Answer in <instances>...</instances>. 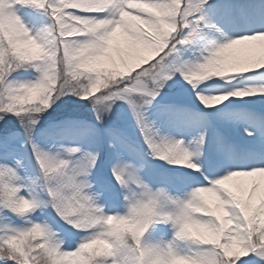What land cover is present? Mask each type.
I'll list each match as a JSON object with an SVG mask.
<instances>
[{
  "label": "snow or ice",
  "instance_id": "1",
  "mask_svg": "<svg viewBox=\"0 0 264 264\" xmlns=\"http://www.w3.org/2000/svg\"><path fill=\"white\" fill-rule=\"evenodd\" d=\"M10 3L12 4L10 12L0 16V120H4L6 116H15L20 121L24 144L30 147L32 158L44 181V185L40 184L39 188L46 185L51 187L48 185L49 178L55 180L67 174L69 185L76 187L79 192L80 186L74 184L72 175L68 173L78 172L83 175L92 173L100 159V152L98 149L84 150L78 146H69L62 147L57 154L53 155L41 150L34 143L33 135L36 126L40 122V117L48 109L42 106L21 107L18 101L20 91L30 89L34 85L32 82L14 83L9 80V77L13 72L28 67L40 70L41 62L26 60L16 55L15 34L11 27L13 24L23 30L29 44L55 52L60 62L67 60L70 64L72 57L82 46L93 48L83 71L105 77L106 79L102 81L103 90L100 88L94 93L87 89L78 90L72 86L71 80L57 75L55 87L49 90V104L53 105L65 96L82 97L80 100H88L92 103L96 123L101 124L104 115L111 110V103L123 100L133 114L144 146L151 157L164 163L165 159L175 160L176 163L169 164V167H178V164L184 160H191L197 163L198 172L201 175L204 174L201 164L197 161L204 156L211 130L210 164L215 171L209 173L212 179L204 175L200 183L203 185L206 181V186L199 187L209 189L206 195L208 207L220 202L230 213L234 224L228 235L236 237L241 242L239 251L225 258L223 264H264V227L257 228L259 221L249 227L244 215L236 206L238 202L244 203L253 212L264 206V198H261L258 204L256 203L259 181L253 179L264 177V152L259 155L240 152L230 138L228 124L232 121V117L225 110L217 111L211 119L203 113L195 114L199 126L187 143L184 140L160 137L144 115L146 107L161 95L167 82L177 73L190 88L195 101L205 110L219 109L221 105H224L226 109V102L231 103L234 99L257 94L264 95V86L249 87L244 90L236 89L235 86H224L230 83L225 78L233 75L256 72L264 78V60L240 63L230 61L228 56L230 50L237 45L264 40V31L239 36L225 35L218 26V22L214 20L215 17L222 16L225 9L219 4L210 3L209 0H138V3L143 5L138 11H133L129 7V0H90L89 3H82L81 0H10ZM14 7L43 10L50 23L36 31H31L13 10ZM129 13L137 18L139 28L130 27L126 23ZM79 22L91 24L103 22V26L83 35H68L66 23L78 24ZM161 24L165 25L169 31L165 32L162 39L158 38V42L152 46L145 37L154 36L157 26ZM149 26L152 30H149ZM117 33L124 38L125 45L134 54L137 63L147 62L148 58L152 57V61L138 71H134L135 64L128 65L120 59V65L125 70L122 78H116L117 63L111 55L114 50L118 56L120 53L119 48L113 49L112 46L113 37ZM209 33L217 34L218 40L207 43L206 38ZM198 42L201 52L200 62L184 61L182 59L184 51ZM169 57H173L175 62L168 63ZM105 61L111 65L112 71L101 67ZM204 73H211V79L205 82L193 79ZM46 79V75L41 72V76L35 81L36 86H42ZM209 97H215V99H209ZM165 111L190 112L191 109L177 101L166 105ZM83 126L84 122L72 119L62 124V127L66 129ZM89 130L95 131L91 128ZM257 132L264 136V117L255 119L253 130L244 129V134L249 138ZM18 135L20 134L12 133L6 141L0 142V213L8 212L24 218L35 212L34 207L37 201L33 198L36 196V189L21 182L18 172L21 160L12 159L11 164L9 163L15 151L14 141ZM105 136L108 148L113 151L119 150V154L115 156L110 167L112 179L116 184L120 183L125 188L138 186V190H142L148 197L149 203L161 196L162 193L153 194L148 184L141 180L132 165L124 159L125 145L120 134L108 129L105 130ZM241 155L246 157L243 161L240 160ZM193 157L197 159L194 160ZM220 171L223 175H217ZM237 178L248 179L249 186L244 187L240 184L230 186V182ZM51 191L55 197L57 194L55 189L51 188ZM22 197L29 200L33 210L22 209ZM84 198L87 199V196ZM180 204L181 202H177L178 207ZM176 220V216L161 217L155 222L172 224L173 231H177ZM149 222L151 217L146 220V225ZM33 231L41 234L39 239L33 238ZM75 232H83L85 235L78 242L69 235L68 246L65 247L64 241L57 239L55 233L46 224L28 220L26 226L21 229H4L0 234V264H56L57 261L71 259L69 254L76 253L79 244L87 237L85 231L75 230ZM181 240L182 237L178 231L168 243L153 246H146L142 236L117 237L111 241L110 252L93 258L90 264H97L98 261L99 264H145L146 261L169 264L173 259L196 261L202 258L198 252L181 251L179 248ZM73 243L75 247H72Z\"/></svg>",
  "mask_w": 264,
  "mask_h": 264
},
{
  "label": "clouds",
  "instance_id": "2",
  "mask_svg": "<svg viewBox=\"0 0 264 264\" xmlns=\"http://www.w3.org/2000/svg\"><path fill=\"white\" fill-rule=\"evenodd\" d=\"M81 2L89 3L90 0H81ZM129 7L133 11H138L143 5L139 4L138 0H129ZM11 8L10 0H0V16L9 13ZM126 23L130 27L139 28L137 18L131 13H129ZM102 26L103 22L97 24L89 22L66 23L68 35H83ZM11 27L15 34L16 55L26 60L40 61V70L35 68L34 70L39 73L38 79L41 72L47 77L42 86H36V82H32L34 85L32 88L20 91L18 101L21 107L37 108L42 106L46 109L52 107L48 103L49 90L55 87L57 75L71 80L72 86L78 90L87 89L89 92L94 93L104 86L102 81L106 79L105 77L83 71L85 62L93 51L92 46H82L77 54L72 57L70 64L67 60L60 62L55 52L48 51L35 44H29L19 26L13 24ZM149 30H152L151 26H149ZM166 31H169V29L161 24L157 26L154 36L145 38L149 40L150 45L155 46L158 38L162 39ZM67 55L66 52V58ZM211 77V73H204L193 77V79L198 82H205ZM77 98L82 99V97ZM209 99H215V97H209ZM165 163L169 165L176 163V161L165 159ZM178 167L190 169L192 172L199 171L197 163L191 160H184L178 164ZM68 174L72 175L74 184L80 186L79 192H77L76 187L69 185L66 174L57 177L55 180L49 178L48 185L51 187L46 185L41 188V191L46 194L47 200H41L37 196L33 197L37 201L34 207L35 211L50 207L61 222L73 228V230L87 232V237L79 244L76 253L69 254L71 259L57 261L56 264H90L93 258L107 255L110 252L112 239L121 236H142L144 239L145 233L151 226L156 224L170 226L171 239L177 235V231L179 232L182 237L179 244L181 251L185 253L189 251L198 252L202 255L200 260L173 259L169 264H223L225 258L236 254L240 249V240L228 235L229 230L233 227L234 220L220 202L208 207L206 195L209 193V189L207 188L194 187L183 197H180L171 194L165 187L161 186L153 190L148 185L153 194L162 193L161 196L149 203L148 197L143 194L142 190H138V186L137 188L131 186L125 188L117 183L119 187L125 190L123 195L124 211L122 213H108L105 211V206L99 202L101 194L93 191L94 184L90 180L91 172L87 175L78 172ZM40 184L44 185L43 179H41ZM51 188H54L57 193L55 197L52 195ZM85 196H87V199L84 198ZM21 199L23 210H33V205L29 200L23 197ZM177 202H181L179 207ZM236 206L244 215L249 227L257 224V221H259L257 224L258 229L264 227V206L255 212L250 210L244 203L238 202ZM173 216L177 217V231H173L172 224L155 222L161 217L171 218ZM149 217H151V222L146 225L145 222L149 220ZM48 227L51 229L50 226ZM53 232L57 237V233ZM40 235L39 232H32L34 239H39ZM168 241H160L155 244H148L144 241V243L146 246H153L159 243L166 244ZM257 259H260V257H257ZM97 264H99V261ZM145 264H159V262L146 261Z\"/></svg>",
  "mask_w": 264,
  "mask_h": 264
},
{
  "label": "rangeland",
  "instance_id": "3",
  "mask_svg": "<svg viewBox=\"0 0 264 264\" xmlns=\"http://www.w3.org/2000/svg\"><path fill=\"white\" fill-rule=\"evenodd\" d=\"M13 10L16 12L18 17H30L36 22H44L43 19L42 21H39L38 19L40 18H37L38 16H41L44 19L45 17H47L43 10H36L27 7H14ZM47 24L48 22H44L43 26H46ZM185 51L183 53V56L189 59ZM189 52L193 53V51ZM172 58L173 57L168 58V63L171 62ZM151 61L152 57H149L147 62L141 61L137 63L134 71H138L141 67H146L147 63ZM101 67L112 71V68L108 65L101 64ZM115 71L117 73L116 78H122L125 75V70L121 66H117ZM38 76L39 73L36 70L28 67L26 69H21L17 72H13L9 77V80L14 83L35 82ZM101 90H103V88H101ZM183 93H189L192 96L191 90L188 85L184 82L179 74H175L172 79L167 82L161 92V95L157 97V99L153 101L151 105H148L146 107L144 111L145 118L150 124L153 125L155 131L156 122L152 120L154 111L160 108V103L176 100ZM187 98L190 99L191 97H188L187 95ZM185 114L188 115L189 112H182V115ZM155 115H157V113ZM161 115H163L164 118L162 122H159V126L163 124L162 126H165L167 128V124L170 123L169 111H165V113ZM78 116L93 123L89 128L94 129V132L90 131L88 128L86 132H90L89 134L83 135L84 133H81L82 137H88L90 138L88 140L92 141L91 143H89L88 141L87 143L82 145L81 148L84 150L98 149L100 152V159L97 162L96 167L92 170L90 180L94 184L93 191L101 194L99 202L105 206L106 212L122 213L124 211L123 195L125 193V190L119 187L112 179L110 167L114 160V156H108L105 150H102L101 146H105V148L107 147V137L105 136L102 138L101 136V132L103 130L111 129L118 132L123 144L125 145V143H127V146H132V148L136 151V156L139 159L135 158L130 159L129 161L136 162V164L138 163L136 174L140 172L141 180L149 186L151 185V183H153L154 187H151L153 190H155V188L157 187L162 186L167 188L171 194L183 197L188 191L195 187L192 186V183L196 180H191L186 185V183H183L184 178L179 175L178 171H175L177 169L184 168L169 167L166 163L158 159L151 158V155L148 153L147 149L144 146L143 140L140 136V132L133 118V114L128 104L123 100H116L112 102L111 110L104 115L103 122L101 124H97L92 111V103L90 101L80 100L75 96H65L62 97L61 100H58L55 104L52 105V107H50L46 112L43 113V115L40 117L39 124H45L49 120L60 119L62 117L73 118ZM39 124L36 126V130L33 135V141L41 150L55 155L62 149V147L76 146V144L63 146V141L56 140L52 137V135H47L48 137L45 134L43 135V133L41 135V132H43L45 128L43 126L39 127ZM182 130L186 132L184 126ZM75 132L78 136L79 133L83 131ZM166 132L170 136H172L167 129ZM12 133H18L20 135H18L14 141L15 151L12 154V157L9 159V163L11 164L12 159H20L21 167L18 172L21 178V182L24 185L33 186L36 189V196L39 199L47 200L46 194L39 188V185L41 183V173L32 158L30 147L24 144L23 135L21 134L22 129L20 127V121L15 116H6L4 120H0V142L6 141L7 137ZM59 136L62 135L59 134ZM82 137L77 138L80 139ZM206 150H209L208 145L206 146ZM209 159L210 156L202 159L204 165L202 167L203 171L209 172V170H211ZM219 175H221V173ZM148 176H151V178L147 179ZM210 179H212V177H210ZM149 180L150 182H148ZM28 220L46 224L50 226L53 231L57 229V232L55 231L57 233L56 238L64 241L65 247L68 246L67 237L69 235L72 236L75 242H78L79 239L83 235H85V233L83 232H75V230L69 228V226L61 222L50 207L35 211L30 216H26L24 218H19L8 212L0 213V234L3 233L4 229H21L26 226V221ZM171 237L172 231L170 229V226L164 224H156L151 226L145 233L144 241L148 244H155L160 241H168L171 239ZM72 247H75V243H73Z\"/></svg>",
  "mask_w": 264,
  "mask_h": 264
},
{
  "label": "bare ground",
  "instance_id": "4",
  "mask_svg": "<svg viewBox=\"0 0 264 264\" xmlns=\"http://www.w3.org/2000/svg\"><path fill=\"white\" fill-rule=\"evenodd\" d=\"M209 1L212 4H219L223 6V8L225 9L222 16H217L214 18V20L218 22V26L221 27L225 35L239 36V35H244V34H252L253 32H256V31H264V26H258L254 28L253 30L246 32L243 28H241L240 26L241 22H239V16L236 15V12L238 14H244V15L249 14L250 10L243 9L242 5L251 6L252 1L254 0H245L247 1L246 2L247 4H241L243 0H209ZM254 3L262 6V4L264 3V0H255L252 4ZM19 18L25 24V26L28 27L31 31H36L39 28L43 27L44 22H48V24L50 23V20L48 17H45V19L42 18L41 16L37 17V18H40L38 19L39 21H42L43 19L44 22L43 21L36 22L30 17H27V18L19 17ZM257 20L259 22L264 21V13L259 14L257 16ZM214 40H218L217 34L209 33L207 35L206 42L211 43ZM112 46H113V49H116V48L120 49L119 56L117 55L115 50L111 52L113 59L116 60L117 66H121L120 59H123L125 64H128V65L137 64L134 54L131 53V50L127 48V46L124 43V38L119 33H117L113 37ZM189 51H193V53H190ZM185 52L187 56L189 57V59L183 56L182 59L184 61L189 62V63L200 62L201 52H200L199 42L193 47L186 49ZM228 56H229L230 61H235V62H240V63H254L257 60H264V40H257V41L249 42L244 45H237L234 49L230 50V52L228 53ZM174 62H175L174 58H172L170 63H174ZM102 64L108 65L111 67V65L107 61L103 62ZM225 79L230 81L229 84L224 85L225 87L235 86L236 89H240V90H244L249 87L264 86V78H261V76L256 72L233 75V76L226 77ZM187 95L188 97H191V98L190 99L187 98ZM177 101L184 103L191 109L188 115L180 117V122L182 126H184V128L186 129V132L182 133L181 137L177 138L178 140H184L183 138H186V140L188 141L195 134V130L199 126V121L196 119L195 114L203 113L211 119V118H214L217 111L225 110L232 117V121L228 124V131H229L231 140H233L234 142H237L239 144V147L242 150H244L245 148H248L249 145L253 144L254 142L256 145V149H257V155H259L261 152H264V144H260L259 142H256L255 140H250L249 137H247L244 134L245 128H248V130L250 131L254 129L255 119L257 117H264V95L257 94L255 96L244 97L242 99H234L231 103L226 102L227 104L226 109L224 105H221L219 109L205 110L195 101V99L193 101V96H191L189 93H183L182 95H180L178 99L170 103H167V104L169 105L174 104ZM238 105H247V107L244 108L245 110L238 109L237 108ZM164 107L165 106H163L162 108ZM163 118H164L163 115H159V114L155 116L153 115L152 120L156 122L155 124L156 132L159 134L160 137L177 140L176 138L174 139L172 136H170L166 132V129H162V127L159 126V122H162ZM236 121L241 122L238 125H241L242 127H244V129L238 126L235 123ZM251 125H253V127ZM81 133H84L83 135H86V134H89L90 132L83 131ZM75 135L77 136V133H75ZM103 135L105 136V132ZM72 139H73L72 137L71 138L69 137L63 144L65 146L74 144L75 141H72ZM187 141H185V143H187ZM208 141H209L208 142L209 150H206V147H205L204 156L200 157L197 161L198 163L201 164V169L204 166L202 159L207 158V156H210L211 154V147H212V131L211 130L209 131ZM101 147H102V150L104 151L105 147L104 146H101ZM105 151L107 152L108 156L113 155L114 159H115V156L119 154V150L113 151L112 149H109L108 146L106 147ZM123 154H124V159L126 160V162L130 163L133 169L137 170L138 163L136 164V162L129 161L130 159H135V158L139 159L135 155V153L123 152ZM193 159L196 160L197 158L193 157ZM209 163H210V159H209ZM211 171H215V169L212 166H211V170H209V173ZM202 172L205 175V172L203 170ZM220 173L221 175L223 174V172L220 171L217 173V175H219ZM196 174L201 176V178L204 177V175H201V173L199 172H196ZM137 175H140V172ZM253 179H257L259 181L258 196L256 199V203L258 204L260 199L264 198V177L253 178ZM236 184H240L244 187H247L249 186L250 181L244 178H237L236 180L230 182V186L236 185Z\"/></svg>",
  "mask_w": 264,
  "mask_h": 264
}]
</instances>
